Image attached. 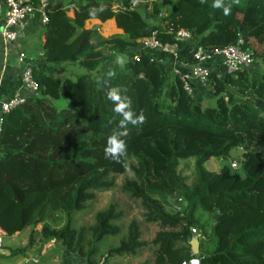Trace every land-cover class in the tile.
Returning <instances> with one entry per match:
<instances>
[{"label":"trees","instance_id":"16d2710c","mask_svg":"<svg viewBox=\"0 0 264 264\" xmlns=\"http://www.w3.org/2000/svg\"><path fill=\"white\" fill-rule=\"evenodd\" d=\"M55 2L31 67L38 90L0 127V228L6 237L29 230L31 242L53 241L97 264V244L121 237L124 213L112 203L79 228L73 215L89 210L96 193L112 190L115 178L129 173L120 192L139 202L145 223L158 225L150 243L155 264L194 257L189 241L196 231L201 264H264V71L211 72L207 98L214 106L201 109L203 98L188 97L177 75L164 77L158 55L139 52L133 59L153 35L162 45L189 44L179 60L191 66L193 46L211 55L238 39L256 58L250 43L264 45V0H219V8L215 0H176L164 15L161 0ZM134 2L150 5L152 18L132 8ZM93 8L98 11L90 15ZM91 20L111 22L122 34L99 37L86 27ZM179 31L192 41L178 38ZM260 58L264 65V54ZM19 85L20 79L15 91ZM111 88L120 90L135 124L114 110ZM112 135L123 141V154L106 156ZM233 149L242 151L233 174L227 164L218 173L206 169L210 159L226 162ZM189 160L188 186L179 166ZM203 216L212 221L210 238ZM141 236L131 220L107 256L135 254L146 246Z\"/></svg>","mask_w":264,"mask_h":264},{"label":"built area","instance_id":"2783aa9c","mask_svg":"<svg viewBox=\"0 0 264 264\" xmlns=\"http://www.w3.org/2000/svg\"><path fill=\"white\" fill-rule=\"evenodd\" d=\"M56 0H1L4 15L0 18V90L4 80V74L7 68V58L14 43L18 40L17 27L21 21L26 19L29 15L36 13L38 16L39 26L43 29L48 22L49 14L52 8L56 5ZM145 3L134 2L131 4L132 8H139ZM117 7H115V10ZM165 13H163L164 15ZM177 37L183 39L185 42L192 41V36L188 32L179 31ZM178 48L176 45H162L155 40L154 35L140 43L136 50L133 59L136 61L138 53H147L151 56H168L176 58L178 55ZM192 60L195 62L190 65L188 71L184 74L175 72L182 83L183 91L191 99L197 98L195 86L207 87L209 74L217 72L218 76L223 74L235 75L240 72L253 73L257 72L255 60L248 49L244 48V41L238 39L233 45L224 49L216 50L213 54H207L203 48L193 46L190 50ZM156 59V58H154ZM20 63H26L25 56L21 54L18 58ZM183 63V62H182ZM185 64V63H183ZM38 90V86L34 81L31 68H25L20 74V85L14 94L4 100L0 93V127L4 116L11 111L25 103V101L33 96ZM232 170L238 168V164L229 163ZM194 233V230H193ZM6 235L0 228V255H3L2 239ZM181 264H201L197 257H191Z\"/></svg>","mask_w":264,"mask_h":264},{"label":"rangeland","instance_id":"374dc122","mask_svg":"<svg viewBox=\"0 0 264 264\" xmlns=\"http://www.w3.org/2000/svg\"><path fill=\"white\" fill-rule=\"evenodd\" d=\"M176 0H161V3L163 4V13H166V11L171 7L172 4H174ZM140 11L142 12L143 16L147 19H151V13H152V8L150 5L145 4L140 6ZM95 22H89L87 23V28H96L97 35L102 38H109L112 35L117 33V31L110 27L109 24H104V26H99V25H94ZM40 27V26H39ZM41 28V27H40ZM252 47L253 51L256 54V58L254 57L255 64L257 69L259 71H264V65L261 61V54H264V45H260L256 42L255 39H252ZM41 53V52H40ZM38 54V53H37ZM40 55V54H39ZM25 56V60L33 63L35 62L36 58L38 57L36 55V58L33 59L30 57ZM32 60V61H31ZM76 66L72 67L69 66L70 70L77 71L75 68ZM69 70V71H70ZM214 106V99L212 98H206L203 99L199 107L201 109H205L206 107H212ZM242 160V151L239 149H233L229 152L228 158L225 162H219V161H213L215 164H210L211 165H219L220 164V169L223 167V165L229 163H236L239 166L240 161ZM193 167H194V162L189 160V161H184L181 162L179 166V173L180 176L185 180L186 184L189 186L192 183L193 180ZM232 170V169H231ZM220 171V170H219ZM239 171V170H238ZM235 170H232L231 173L233 174ZM240 176L241 173L240 171L237 172ZM131 176L129 173L123 175V176H117L115 178V187L107 192H99L96 193V200L87 205L89 210L78 213L73 215V220H74V227L79 228L81 226L88 227L92 224L93 216L95 213L104 210L109 204H118L120 209L124 213V219L120 223V227L122 229L121 231V237L123 234H125V228L126 225L131 221V220H136L139 225H140V231H141V240L144 244H146L145 247H143L141 250L137 251L135 254L131 255H123V256H113V257H108V250L110 248L117 247L119 244L120 236L118 237H105L101 242H99L96 246L97 248V254L95 256L96 263L97 264H155L154 262V256L152 253V247L150 243L154 239L155 235L158 233V225L153 223V224H148L144 222V216H143V211L141 210L139 202H135L134 200L130 199L128 196L121 194L120 192V187L122 183L130 179ZM86 206V207H87ZM167 208V207H166ZM182 209H186V206L184 205ZM169 211V209L167 208ZM202 223H206L205 225V231L207 238H210L211 236V226H212V221H209L207 216L202 217ZM39 230V228H38ZM30 231L29 230H24L20 234H17L14 237L8 238L5 237L2 239V249H5L6 247H10L15 255V257L20 258L23 260L24 254H28L29 257L27 258L29 261L26 264H34V260L38 259L36 256L38 254L43 255V259H47L48 256H45L44 251L45 248H49L48 244L44 243V246H41V239L40 237H35L33 238L34 242L30 241ZM193 233V230L191 231ZM199 231H196L195 233L197 234ZM194 235L198 236L199 235ZM4 247V248H3ZM203 248V246H202ZM43 249V250H42ZM53 249V250H52ZM50 250V255L51 256H58L61 254L65 255L67 259L71 260L72 258L75 260L76 258L78 259L77 261H81L82 264H86L84 259L77 255H73L70 253H67L61 245L55 243L54 247ZM204 249V248H203ZM56 252V255L53 253ZM61 252V254L59 253ZM8 255L7 252L4 253L3 250V255H0V264H3L4 261V256ZM59 259V257H57ZM7 263V262H6ZM47 264V261L45 262Z\"/></svg>","mask_w":264,"mask_h":264},{"label":"crops","instance_id":"0c3cea01","mask_svg":"<svg viewBox=\"0 0 264 264\" xmlns=\"http://www.w3.org/2000/svg\"><path fill=\"white\" fill-rule=\"evenodd\" d=\"M4 15V8L2 5V2L0 0V18H2ZM89 22H95L94 25L104 26V24H100L96 20H91ZM87 22V23H89ZM105 24H109L110 27L114 28L111 22H107ZM87 27V24H86ZM115 29V28H114ZM116 30V29H115ZM114 35L122 34L121 31L116 30ZM43 29L39 27L38 22V16L36 13H33L29 15L26 19L21 21L17 27V33H18V40L11 48L9 57L7 58V68L6 72L4 74V80L2 82L1 86V98L6 100L10 98V96L13 94V92L16 89V86L18 84V81L20 79L21 71L25 68H31L34 66V62L30 63L26 61V63H20L18 61V58L21 54L26 55L27 57H30V59L33 57L36 58V55L38 56L41 52V45L43 42ZM252 44V42L250 43ZM189 44H184L183 48L178 50V55L176 58H170L168 56H158L157 57V63L160 65V69L162 74L165 78H170L173 75H175V72H178L180 74H184L188 71L190 65L189 64H183L179 58L186 55L189 52ZM38 53V54H37ZM32 58V59H33ZM33 59V60H34ZM32 61V60H31ZM0 63H1V56H0ZM196 94L200 98L206 99L208 93L207 87H201L196 85L195 86ZM213 161H219L222 162L223 159H210L207 163H205V167L208 171L213 173H218L220 170V164L217 166L210 164H215ZM49 248H45L44 254L45 256H48L47 259H43L42 254H38L34 260V264H82L81 261H77L72 258L71 260L67 259V257L61 252V258L60 255L58 256H51L50 250L54 247V242L49 241L48 243ZM41 246H44L41 245ZM4 248V247H3ZM4 250V253L7 252L8 255L4 256L3 264H26L28 263V257H23V260L20 258L15 257L12 249L10 247H6ZM43 250V249H42ZM53 250V249H52ZM56 255V252H53ZM59 257V259L57 258ZM7 262V263H6Z\"/></svg>","mask_w":264,"mask_h":264},{"label":"clouds","instance_id":"9594fccd","mask_svg":"<svg viewBox=\"0 0 264 264\" xmlns=\"http://www.w3.org/2000/svg\"><path fill=\"white\" fill-rule=\"evenodd\" d=\"M213 7L219 8L221 7V4L219 0H215V2L212 5ZM98 10L93 8L90 9V15H95ZM99 11H103V9H99ZM224 14L227 15L229 12V7L225 6L223 8ZM120 90L117 88H111L109 89L107 95L108 98L114 102H116L115 111L117 113H120L123 115L124 121H131L133 124H135L137 121L132 119V113L131 111H125V108L129 107L128 103H125L121 101V97L119 95ZM124 121L121 123L123 124ZM108 145L109 147L106 149V156L114 155V154H123L124 151V143L120 138L116 135H112L108 139Z\"/></svg>","mask_w":264,"mask_h":264},{"label":"water","instance_id":"95a60500","mask_svg":"<svg viewBox=\"0 0 264 264\" xmlns=\"http://www.w3.org/2000/svg\"><path fill=\"white\" fill-rule=\"evenodd\" d=\"M189 246L191 248L192 255L197 257V258H199V254H198L199 253V242H198V237L197 236H193L191 238V240L189 241Z\"/></svg>","mask_w":264,"mask_h":264}]
</instances>
